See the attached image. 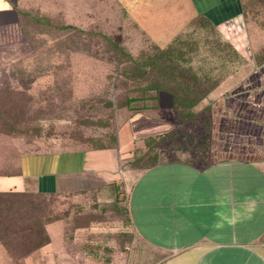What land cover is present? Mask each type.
<instances>
[{"label":"rangeland","instance_id":"1","mask_svg":"<svg viewBox=\"0 0 264 264\" xmlns=\"http://www.w3.org/2000/svg\"><path fill=\"white\" fill-rule=\"evenodd\" d=\"M241 2L243 17L237 15L232 36L215 25V31L204 29L181 50L167 52L164 46L196 15L190 0H22L19 32L0 34V173H15L23 155L114 147L121 126L150 96L158 95L169 109L173 92L202 98L181 119L172 108L177 127L167 138L136 145L122 162L129 179L123 186L162 161L204 165L211 129L204 100L264 59V0ZM97 155H89L90 165L110 176L116 171L117 178V167L111 170L105 154ZM125 200L124 194L107 206L95 190L77 200L32 192L0 196L6 250L16 262L31 255L18 245L37 244V219L55 220L65 223L67 253L74 249L75 230L90 228L86 242L78 238L83 251L97 264L115 263L130 256L134 242Z\"/></svg>","mask_w":264,"mask_h":264},{"label":"crops","instance_id":"2","mask_svg":"<svg viewBox=\"0 0 264 264\" xmlns=\"http://www.w3.org/2000/svg\"><path fill=\"white\" fill-rule=\"evenodd\" d=\"M21 1L0 0V34L7 38L19 32ZM190 1L194 17L209 18L231 36L237 15L243 17L241 0ZM204 101L210 107L211 126L204 165L162 161L141 171L130 187L123 186L129 179L122 162L136 145L177 127L172 108L164 107L159 98L128 117L114 147L23 155L15 173H0V193L67 195L77 200L83 192L95 190L104 204L125 194L133 247L129 257L122 254L110 264H264V62L234 74ZM100 153L113 164L111 170L117 167V178L116 171L110 176L90 165ZM65 230L63 221L46 225L49 243L17 262L0 244V264H97L82 247L90 228L75 230L72 253L65 249Z\"/></svg>","mask_w":264,"mask_h":264},{"label":"trees","instance_id":"3","mask_svg":"<svg viewBox=\"0 0 264 264\" xmlns=\"http://www.w3.org/2000/svg\"><path fill=\"white\" fill-rule=\"evenodd\" d=\"M214 24L212 23V21L209 18H206L202 15H197L196 17H194L187 25L186 27L179 32L177 35H175L165 46L164 49H166L167 52H171V50L174 51H179L181 50L184 46H186V44L190 43V40H192L197 34H199L200 32H202L204 29H210L211 31H215L214 28ZM201 34V33H200ZM159 46H157L156 48H158ZM182 55V54H180ZM179 55V56H180ZM177 57V56H176ZM179 58V57H178ZM264 60L263 59H258L257 61V65L263 63ZM160 90V89H159ZM212 90V89H211ZM210 90V91H211ZM173 104H172V108L173 110H175L178 114V117L181 119L183 116V113L185 111V109L190 110L192 109L198 102L200 98H196L194 97L192 100L191 99H187V98H183L180 95H177L175 92H173ZM152 97V98H151ZM151 98V99H150ZM150 100H158V95L155 96H150ZM133 99H127L126 103H132ZM147 102V101H146ZM145 104V103H144ZM145 108V105H144ZM170 133L168 134H163L160 136H157L156 138H147L143 141V145L142 146H149L150 143H154L160 139L163 138H167L169 136ZM151 146V145H150ZM149 146V147H150ZM102 149H108V148H102ZM100 150V149H97ZM158 163L153 164V165H149L148 167H144L145 169H148L150 167H154L156 166ZM143 168V169H144ZM144 169V170H145ZM27 192L25 193H17V192H8V193H0V196L2 197H11V198H15L18 196H24ZM39 196H47L46 194H42V193H36ZM3 202H0V204L2 205ZM5 205V204H3ZM107 206H111L110 204H106ZM55 220L51 221V220H47L44 224L41 223L40 219H37V229H38V235H39V241L37 242V244L35 245H31L27 244V245H23V246H19V249L22 250V252H25L26 254L29 253H34L36 252L38 249H40L41 247L45 246L46 244L49 243V238L48 235L46 233V231H40V226H46L47 224H50L52 222H54ZM32 231V228H30ZM45 229V228H44ZM6 239V232L4 230H0V242L2 243V245L6 248L9 249V245H7V243H4V240ZM29 245V246H28Z\"/></svg>","mask_w":264,"mask_h":264}]
</instances>
